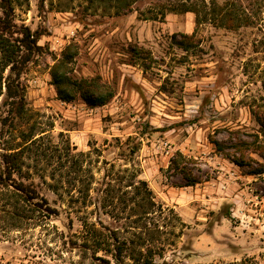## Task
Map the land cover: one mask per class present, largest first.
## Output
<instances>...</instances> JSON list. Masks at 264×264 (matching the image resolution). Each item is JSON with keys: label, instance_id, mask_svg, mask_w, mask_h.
Wrapping results in <instances>:
<instances>
[{"label": "rangeland", "instance_id": "1", "mask_svg": "<svg viewBox=\"0 0 264 264\" xmlns=\"http://www.w3.org/2000/svg\"><path fill=\"white\" fill-rule=\"evenodd\" d=\"M232 1L230 25L218 11ZM11 2L40 51L20 77L23 116L0 124L2 179V155L32 136L0 185V264H264V0H192L197 17L174 0ZM70 46L71 76H99L107 104L58 99L50 70ZM94 229L124 243L119 262Z\"/></svg>", "mask_w": 264, "mask_h": 264}, {"label": "trees", "instance_id": "2", "mask_svg": "<svg viewBox=\"0 0 264 264\" xmlns=\"http://www.w3.org/2000/svg\"><path fill=\"white\" fill-rule=\"evenodd\" d=\"M134 1L136 0H110V3L114 8L130 11V7ZM174 1L179 2L178 8L172 7L170 11L193 13L196 17L198 16L199 12L193 7L192 0ZM235 2L236 1L230 2L228 5L221 7L222 9L218 11L221 17H223L221 14H224V18H227L230 25L234 20L241 22L240 17L234 15L238 12L234 6L236 4ZM163 12L164 11H161L159 14L163 15ZM156 18V15H154L153 18L149 19L155 20ZM227 28H231V26ZM39 36V33L31 32L27 27H17L14 23V7L12 6L11 0H0V98L2 99L1 106L5 109V115L0 116V124L2 128L8 129L7 132L14 128L15 121L20 119L25 112L26 102L24 88L20 83V77L33 56L40 51V47L36 44ZM182 37L186 40L194 39L193 34L182 35ZM76 54L77 51L74 47H67L63 53L62 59L50 70L51 82L55 87L58 99L64 102H70L76 97H79L90 107H100L107 104L113 98L115 91L113 87L102 82L99 76L81 78H74L71 76L72 69L68 67V65ZM256 120L260 128L264 131V115L263 117H256ZM31 137L32 136L22 135L24 146L17 152L2 155V163L5 166L4 173L6 178L2 179L0 177V185L5 184L6 180H10L9 178L13 172L20 171L24 151L29 148V144L32 142ZM28 142L30 143L27 144ZM259 154H261L260 156L264 159V155H262V153ZM176 156L177 159L172 160L171 166L187 178V171L181 166L182 161L185 159L181 154H177ZM234 163L240 165L238 161H234ZM260 173L262 174L264 171H260L257 174ZM140 184L145 187L144 193L148 196L145 200H149L151 192L147 189L146 182L140 181ZM195 184H197V181L187 179V183L184 186ZM30 185L24 186L23 184H18L16 185V189L24 194L23 198L34 201L37 198V194L32 184ZM35 206L38 208L42 207L39 202H36ZM104 235L105 234L100 230L94 229L90 231L95 250H105L111 253L112 257L119 262L125 246L124 243L122 245L116 243L110 245L108 243L110 237L108 236L105 238ZM113 240L116 241L114 238ZM110 246H112L111 249Z\"/></svg>", "mask_w": 264, "mask_h": 264}]
</instances>
